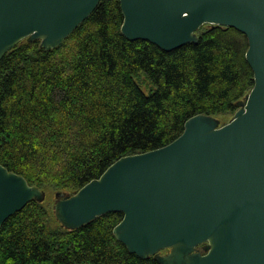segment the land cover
Returning <instances> with one entry per match:
<instances>
[{
    "label": "trees",
    "instance_id": "1",
    "mask_svg": "<svg viewBox=\"0 0 264 264\" xmlns=\"http://www.w3.org/2000/svg\"><path fill=\"white\" fill-rule=\"evenodd\" d=\"M120 0L57 48L21 40L0 61V164L46 193L0 229V264H159L114 235L123 213L66 229L48 197L75 194L121 157L163 147L192 116L234 115L255 84L247 36L205 24L171 52L121 32Z\"/></svg>",
    "mask_w": 264,
    "mask_h": 264
},
{
    "label": "water",
    "instance_id": "2",
    "mask_svg": "<svg viewBox=\"0 0 264 264\" xmlns=\"http://www.w3.org/2000/svg\"><path fill=\"white\" fill-rule=\"evenodd\" d=\"M100 2L0 0V61L23 39L57 48ZM120 8L128 40L166 52L198 43L205 24L236 28L248 38L255 84L228 123L192 116L169 144L119 158L75 194L57 192L56 219L74 230L121 212L116 238L159 264H264V0H120ZM45 198L0 164V229Z\"/></svg>",
    "mask_w": 264,
    "mask_h": 264
},
{
    "label": "rangeland",
    "instance_id": "3",
    "mask_svg": "<svg viewBox=\"0 0 264 264\" xmlns=\"http://www.w3.org/2000/svg\"><path fill=\"white\" fill-rule=\"evenodd\" d=\"M232 117H233V115H222V116H217V118L220 120L221 125L228 123V122L232 119ZM48 200H49L50 203H51L50 205L53 204V206H54V203H55V200H56V199H55L54 197L49 196V197H48Z\"/></svg>",
    "mask_w": 264,
    "mask_h": 264
},
{
    "label": "flooded vegetation",
    "instance_id": "4",
    "mask_svg": "<svg viewBox=\"0 0 264 264\" xmlns=\"http://www.w3.org/2000/svg\"><path fill=\"white\" fill-rule=\"evenodd\" d=\"M166 251H164V253H165Z\"/></svg>",
    "mask_w": 264,
    "mask_h": 264
}]
</instances>
